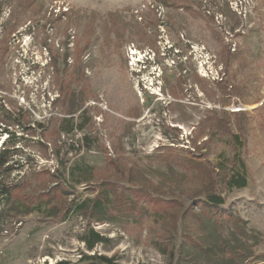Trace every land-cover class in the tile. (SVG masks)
Masks as SVG:
<instances>
[{"label": "rangeland", "instance_id": "374dc122", "mask_svg": "<svg viewBox=\"0 0 264 264\" xmlns=\"http://www.w3.org/2000/svg\"><path fill=\"white\" fill-rule=\"evenodd\" d=\"M5 149L0 264H213L175 212H78L121 178L109 159L184 209L220 194L264 254V0H0ZM243 163L247 186L228 188Z\"/></svg>", "mask_w": 264, "mask_h": 264}, {"label": "trees", "instance_id": "16d2710c", "mask_svg": "<svg viewBox=\"0 0 264 264\" xmlns=\"http://www.w3.org/2000/svg\"><path fill=\"white\" fill-rule=\"evenodd\" d=\"M241 1V0H240ZM82 130V128H80ZM87 135L84 136L83 142L88 141ZM91 146H87L90 150ZM10 152L5 149L0 152V175L10 170ZM108 165L116 170H122L118 173L120 179L105 181L95 199H86L77 206V210L81 215L87 217L90 211L91 218L97 221H103L100 216L113 208L114 203H118L122 208L119 213H129L134 204L144 203L148 208L163 210L164 212L176 213L179 221H191L192 230L189 242L203 257L209 259L213 264H264V254L257 255L255 249L262 243L260 235L252 230L247 229V223L236 217L231 212L225 211L222 207L225 204L224 198L213 191H206L205 194L195 196L200 198L195 206L184 209L179 205V201L173 199H160L153 195V192L143 187L137 188L133 185L130 177L125 176L124 170L116 166L112 159H109ZM201 165V164H200ZM243 170H237L231 174L227 180V187L230 189H241L247 186L246 166L242 164ZM194 169H198L197 167ZM220 169V168H218ZM117 171V172H118ZM215 173V172H214ZM209 174L210 182L214 181L213 174ZM219 176V174H216ZM132 177V176H131ZM87 182V180H85ZM62 184L66 185L64 181ZM62 184H57L53 192H62ZM120 187H126L129 190V197L122 194ZM10 187L0 184V195L9 197ZM128 200L126 204L124 201ZM132 202L131 203H129ZM134 212V210L132 211ZM1 218V215H0ZM92 242L88 244V249L92 250L96 244L103 243L104 239L100 234L90 231ZM81 264H118L114 259L105 256H86L84 255L79 261ZM58 264H70L62 261Z\"/></svg>", "mask_w": 264, "mask_h": 264}]
</instances>
